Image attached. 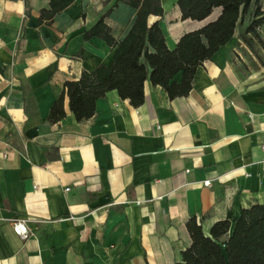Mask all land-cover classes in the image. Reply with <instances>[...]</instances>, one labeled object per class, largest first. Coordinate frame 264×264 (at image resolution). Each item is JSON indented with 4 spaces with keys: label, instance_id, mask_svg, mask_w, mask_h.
<instances>
[{
    "label": "crops",
    "instance_id": "obj_1",
    "mask_svg": "<svg viewBox=\"0 0 264 264\" xmlns=\"http://www.w3.org/2000/svg\"><path fill=\"white\" fill-rule=\"evenodd\" d=\"M114 3L74 0L40 25L50 0H0V264H175L192 243L190 218L208 231L264 203V48L239 37L250 15L189 94L147 81L135 107L112 90L82 122L66 97L65 118L50 122L67 80L112 62L113 47L84 33L111 7L114 37L131 29L137 9ZM161 3L149 23L171 49L222 12L183 19L177 0Z\"/></svg>",
    "mask_w": 264,
    "mask_h": 264
},
{
    "label": "trees",
    "instance_id": "obj_2",
    "mask_svg": "<svg viewBox=\"0 0 264 264\" xmlns=\"http://www.w3.org/2000/svg\"><path fill=\"white\" fill-rule=\"evenodd\" d=\"M119 1L137 9L131 29L123 39L114 37L105 21L111 7L84 33L86 40L100 37L113 47L112 62L92 71L84 69L79 79L67 80L51 107L50 122L65 118L66 97L82 122L96 113L97 101L112 90L135 107L145 101L147 81L162 86L170 98L189 94L198 68L234 37L247 15L251 21L240 30V39L254 53L257 45L264 48L259 31L264 26L262 0H177L183 19L204 20L216 7H222V12L203 27L183 34L174 49L168 46L159 23H149L151 15H164L161 0H115L113 6ZM50 2L51 8L40 12V25L51 24L74 0ZM187 228L192 243L175 264H264V203L243 207L239 217L216 221L208 231L197 217L188 220Z\"/></svg>",
    "mask_w": 264,
    "mask_h": 264
},
{
    "label": "built area",
    "instance_id": "obj_3",
    "mask_svg": "<svg viewBox=\"0 0 264 264\" xmlns=\"http://www.w3.org/2000/svg\"><path fill=\"white\" fill-rule=\"evenodd\" d=\"M205 185H210V181H206ZM69 188H66V191H68ZM14 230L16 233L21 235L23 238H27L30 236V232L27 229V226L24 221L22 220H17L14 222Z\"/></svg>",
    "mask_w": 264,
    "mask_h": 264
},
{
    "label": "rangeland",
    "instance_id": "obj_4",
    "mask_svg": "<svg viewBox=\"0 0 264 264\" xmlns=\"http://www.w3.org/2000/svg\"><path fill=\"white\" fill-rule=\"evenodd\" d=\"M258 49H259V50H262L260 46L258 47ZM262 55H263V56H261V59L264 58V52H262ZM243 56H244L245 60L249 63V65H251V66L254 65L253 62H252V60H250L246 55L243 54ZM259 57H260V56H259Z\"/></svg>",
    "mask_w": 264,
    "mask_h": 264
}]
</instances>
